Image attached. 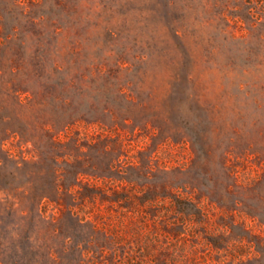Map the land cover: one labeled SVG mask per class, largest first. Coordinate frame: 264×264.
Instances as JSON below:
<instances>
[{
	"label": "rangeland",
	"instance_id": "1",
	"mask_svg": "<svg viewBox=\"0 0 264 264\" xmlns=\"http://www.w3.org/2000/svg\"><path fill=\"white\" fill-rule=\"evenodd\" d=\"M0 264H264V0H0Z\"/></svg>",
	"mask_w": 264,
	"mask_h": 264
}]
</instances>
